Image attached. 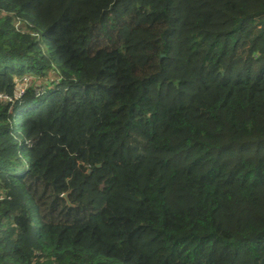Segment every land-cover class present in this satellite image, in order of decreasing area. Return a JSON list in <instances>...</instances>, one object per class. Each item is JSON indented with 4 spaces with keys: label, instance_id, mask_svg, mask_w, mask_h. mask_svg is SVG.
I'll list each match as a JSON object with an SVG mask.
<instances>
[{
    "label": "trees",
    "instance_id": "obj_1",
    "mask_svg": "<svg viewBox=\"0 0 264 264\" xmlns=\"http://www.w3.org/2000/svg\"><path fill=\"white\" fill-rule=\"evenodd\" d=\"M0 264H264V0H0Z\"/></svg>",
    "mask_w": 264,
    "mask_h": 264
},
{
    "label": "water",
    "instance_id": "obj_2",
    "mask_svg": "<svg viewBox=\"0 0 264 264\" xmlns=\"http://www.w3.org/2000/svg\"><path fill=\"white\" fill-rule=\"evenodd\" d=\"M63 198L67 201L69 206H72L71 203L68 201V194L63 195Z\"/></svg>",
    "mask_w": 264,
    "mask_h": 264
},
{
    "label": "rangeland",
    "instance_id": "obj_3",
    "mask_svg": "<svg viewBox=\"0 0 264 264\" xmlns=\"http://www.w3.org/2000/svg\"><path fill=\"white\" fill-rule=\"evenodd\" d=\"M24 85H25V84L21 83L20 86L22 87V86H24ZM22 93H23V92H21V93H20V92H17L16 94H17L18 97H20V96L22 95Z\"/></svg>",
    "mask_w": 264,
    "mask_h": 264
}]
</instances>
